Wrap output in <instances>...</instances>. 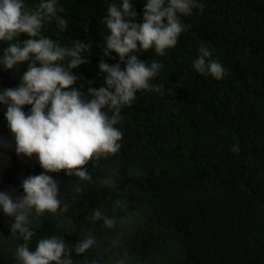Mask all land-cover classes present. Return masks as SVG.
<instances>
[{"label":"trees","instance_id":"1","mask_svg":"<svg viewBox=\"0 0 264 264\" xmlns=\"http://www.w3.org/2000/svg\"><path fill=\"white\" fill-rule=\"evenodd\" d=\"M39 2L25 0V8ZM117 2L57 0L67 27L52 20L42 29L62 46L90 45L81 54L87 62L73 70L85 97L87 88L103 84L98 63L118 62L115 53L109 59L102 52L104 17ZM133 2L140 23L144 0ZM199 3L202 8L181 17L185 30L174 47L163 55L135 53L146 64L160 63L152 83L172 94L138 91L116 125L120 149L80 166L87 179L63 169L46 173L60 203L54 213H30L31 249L55 235L72 264H264V0ZM201 46L225 67L223 79L193 70ZM6 47L0 42V54ZM25 70L26 64L0 69V89L16 87ZM5 111L0 105V191L21 197V182L44 170L35 154L15 153ZM12 223L0 211V264H17L16 249L24 243ZM89 236L93 244L76 253Z\"/></svg>","mask_w":264,"mask_h":264},{"label":"clouds","instance_id":"2","mask_svg":"<svg viewBox=\"0 0 264 264\" xmlns=\"http://www.w3.org/2000/svg\"><path fill=\"white\" fill-rule=\"evenodd\" d=\"M133 3L118 0L109 5L103 21L108 35L102 52L109 59L115 53L118 62L98 63L103 84L98 89L87 88L85 97L76 86L78 75L73 70L87 62L81 54L88 52L90 45L76 40L65 47L41 35L46 21L55 20L61 30L67 27L57 14V0H40L34 10L25 8V0H0V42H7L0 54V69L26 64L16 87L0 89V105L6 106L4 119L15 141V153L24 157L35 154L44 170L21 182V197L0 191V211L13 218L10 230L24 241L16 249L17 264H72L58 236L39 239L34 249L27 243L33 236L30 213H54L60 203L56 182L46 173L63 169L66 175L87 179L80 166L94 154H114L120 149L122 132L116 125L121 121V109L135 100L136 93L172 94L164 84L152 83L160 63L146 64L135 53L154 49L163 55L185 30L181 17L202 5L199 0H144L142 22L137 23ZM21 34L26 38L19 40ZM212 55L211 48L201 46L192 62L193 70L221 80L226 69ZM24 106H30L27 112ZM100 217L96 211L93 218ZM92 244L89 236L74 251L82 253Z\"/></svg>","mask_w":264,"mask_h":264}]
</instances>
